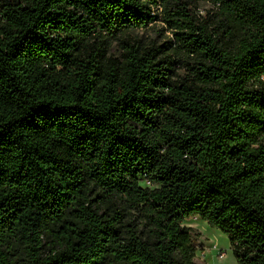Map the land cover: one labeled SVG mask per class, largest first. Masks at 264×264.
<instances>
[{"label": "trees", "instance_id": "1", "mask_svg": "<svg viewBox=\"0 0 264 264\" xmlns=\"http://www.w3.org/2000/svg\"><path fill=\"white\" fill-rule=\"evenodd\" d=\"M198 1L0 0V264H264V0Z\"/></svg>", "mask_w": 264, "mask_h": 264}, {"label": "rangeland", "instance_id": "2", "mask_svg": "<svg viewBox=\"0 0 264 264\" xmlns=\"http://www.w3.org/2000/svg\"><path fill=\"white\" fill-rule=\"evenodd\" d=\"M195 6L201 16H205L209 10L214 8L210 0H199ZM154 10L160 12L156 8ZM131 35L145 44L157 45L168 43L174 38L172 31L161 20L150 24L147 28L136 30ZM177 68L179 69L180 65ZM141 184L145 186L147 182L143 181ZM184 225L194 227L201 234L195 256L198 264H238L230 239L221 229L197 215L187 218Z\"/></svg>", "mask_w": 264, "mask_h": 264}]
</instances>
